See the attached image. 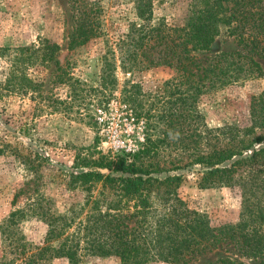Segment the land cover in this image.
<instances>
[{
    "label": "rangeland",
    "instance_id": "374dc122",
    "mask_svg": "<svg viewBox=\"0 0 264 264\" xmlns=\"http://www.w3.org/2000/svg\"><path fill=\"white\" fill-rule=\"evenodd\" d=\"M134 1L99 0L105 39L69 51L73 24L67 0H0V258L8 244L7 235L15 240L20 233L28 244L41 246L48 227L46 215L74 218L75 222L85 218L82 209L88 208L87 194L67 187L71 174L86 170L75 163L77 155L115 157L137 151L147 136L152 140L159 137L166 162L173 160L183 166L191 162L193 149L208 152V128L225 141L230 138L228 128L238 130V138L264 136V128L243 135L250 126V97L264 94V79L239 82L210 96L202 95L192 104L191 100L182 104L180 98L190 88L173 81L172 68L140 67L131 74L119 68L116 54L117 69L107 71L102 81L105 40L114 42L128 32L135 21ZM190 2L152 0L153 24L186 27ZM225 31L220 28L211 52L195 54L201 64L208 56L236 49ZM132 103L148 112V130L145 120L136 122L131 117ZM170 114L175 119L179 114L188 116L181 127L183 140L172 139L180 128L168 132L166 120H160ZM166 131L168 138H164ZM261 147L264 141L255 149ZM199 171L202 167L194 165L177 172L184 178L176 189L178 198L209 226L236 222L241 209L238 187L199 188ZM96 195L97 190L92 196ZM15 210L23 211L24 218L8 234L4 221ZM12 257L11 249L8 258ZM224 257L257 264L233 255L228 247L190 264H216ZM52 264L68 262L55 259ZM78 264H119V260L83 255Z\"/></svg>",
    "mask_w": 264,
    "mask_h": 264
},
{
    "label": "trees",
    "instance_id": "16d2710c",
    "mask_svg": "<svg viewBox=\"0 0 264 264\" xmlns=\"http://www.w3.org/2000/svg\"><path fill=\"white\" fill-rule=\"evenodd\" d=\"M67 2L73 24L69 51L105 39L99 0ZM133 3L135 21L128 32L114 42L105 40L102 81L107 71L117 69L116 54L119 68L131 74L140 67L172 68L173 81L190 88L180 98L182 104L187 100L192 104L202 95L210 96L239 82L264 79V0H191L186 27L181 29L153 24L152 0ZM221 27L236 49L215 53L201 64L195 54L211 52ZM129 110L133 120H145V129L150 128L147 111L133 103ZM248 110L250 126L243 130L244 136L264 128V94L250 97ZM160 120H166L168 132L180 128L172 139L185 138L180 135L187 115L175 119L170 114ZM168 132L164 138L169 137ZM227 133L230 138L225 141L208 128V152L193 149L191 162L183 166L173 160L166 162L159 137L155 142L147 136L137 151L115 157L77 155L75 163L86 170L71 174L67 187L87 194L88 208L82 209L85 218L75 222L74 218L44 216L48 227L41 246L28 244L20 233L15 240L7 235L0 264H52L55 259L78 264L83 255L113 256L119 264H190L221 247L264 264V147L255 149L264 136L238 138L239 131L232 128ZM194 165L203 170L197 177L199 188L238 187L241 209L236 222L209 226L178 198L176 189L184 178L177 172ZM95 190L97 195L92 196ZM103 205L104 209L98 208ZM23 218V211L11 212L4 221V232L9 234ZM11 249L13 257L9 259ZM216 264L242 263L224 257Z\"/></svg>",
    "mask_w": 264,
    "mask_h": 264
}]
</instances>
